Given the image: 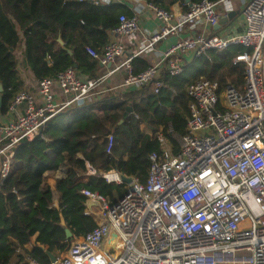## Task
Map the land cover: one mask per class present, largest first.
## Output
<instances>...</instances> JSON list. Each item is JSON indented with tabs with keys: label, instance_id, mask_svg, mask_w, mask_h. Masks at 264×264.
<instances>
[{
	"label": "built area",
	"instance_id": "2783aa9c",
	"mask_svg": "<svg viewBox=\"0 0 264 264\" xmlns=\"http://www.w3.org/2000/svg\"><path fill=\"white\" fill-rule=\"evenodd\" d=\"M229 3L201 0L179 14L147 4L161 25L120 64L126 72L123 85L140 89L153 83L157 94L165 87L160 80L163 71L177 77L187 62L234 47L246 49L234 59L235 64L245 65L244 84L240 89L231 84L220 89L218 83L205 79L190 84L186 90L189 116L178 153L160 130L151 135L161 152L151 154L145 184L134 178L125 184L119 172L110 170L101 176L107 183L126 185L122 198L112 203L81 190L86 199L84 214L93 218L96 227L85 235H73L62 257L51 264H264V0L244 2L240 33L196 32L202 25L213 28L227 17ZM219 6L226 12L222 16ZM185 30L186 36L171 44L160 61L133 74L134 58ZM138 32L137 18L121 15L111 32L116 39L101 52L91 48L86 52L103 66L111 64L126 54ZM112 72L89 79L68 68L55 79H42V105L22 91L14 104L25 101L24 113L0 128V181L9 175L22 140L37 136L63 109L100 96ZM54 85L67 100L57 102ZM106 140L110 154L113 135ZM29 264L39 263L29 259Z\"/></svg>",
	"mask_w": 264,
	"mask_h": 264
},
{
	"label": "trees",
	"instance_id": "16d2710c",
	"mask_svg": "<svg viewBox=\"0 0 264 264\" xmlns=\"http://www.w3.org/2000/svg\"><path fill=\"white\" fill-rule=\"evenodd\" d=\"M143 1L170 11L183 0ZM199 1L190 0V3ZM188 9V5L183 6V12ZM121 15L133 17L120 4L0 0V85L3 87L0 113L5 114L23 91L14 55L21 42H24L25 66L39 81L55 79L68 68L75 69L83 78L96 79L100 64L89 56L86 48L101 52ZM58 39L63 46H59ZM244 51L242 47H234L222 54L208 52L187 62L177 77L163 71L160 80L165 87L157 94L151 83L65 108L51 117L37 136L22 140L15 149L9 175L0 181V264H29V259L51 264L48 253L57 257L70 243L65 228L75 236L92 231L96 223L84 214L86 199L80 191L97 193L112 203L124 196L126 185L107 183L99 173L101 168L104 172L116 170L145 184L150 156L161 152L151 135L162 130L174 153H178L189 116L187 87L205 79L218 83L220 89L229 84L240 89L245 65L235 64L234 59ZM148 67L140 58L132 61L134 75ZM128 106L132 113L123 119ZM143 127L150 133H144ZM109 134L113 135L114 144L107 154ZM88 166L96 174L83 180L81 175ZM60 168L65 169V175L55 184L56 208L45 174ZM34 236V246L26 249Z\"/></svg>",
	"mask_w": 264,
	"mask_h": 264
},
{
	"label": "crops",
	"instance_id": "0c3cea01",
	"mask_svg": "<svg viewBox=\"0 0 264 264\" xmlns=\"http://www.w3.org/2000/svg\"><path fill=\"white\" fill-rule=\"evenodd\" d=\"M94 1L96 4L95 5H105V6H111V5H116L120 4L122 6H125L129 11L133 13V16H135L138 20L139 24V32L136 37V41L133 42L131 46L128 47L127 52L125 55L121 56L118 58L115 62L111 64H107L105 66L99 65L98 69V77L105 76L107 73L112 72L110 76H108L105 81L103 82L101 86V91L103 92L100 96L95 95L93 100L98 99L99 97H103L105 95L109 94H119L131 89H135L133 87H128L123 85L124 80L126 78V72L125 70L120 67V64L129 56H131L133 53H135L138 50L139 45L141 44L142 41H144L148 35H150L152 32L157 30L161 23L160 21L156 18L155 14L150 11L147 8V3L143 0H91ZM218 1V0H217ZM246 0H230V6H231V11L227 12V15L230 13H234V17L228 21L227 24L222 25L220 28L215 29L207 27V26H200L196 32L198 33H204L207 35H213V34H236L240 33L243 30L242 26V10L244 8V2ZM187 5L183 1L182 2H177L175 3L170 10L172 12H175L176 14L182 13L183 12V6ZM218 13L222 16L224 13H226L223 10L222 6L218 7ZM223 18V17H221ZM188 33L187 30L180 32L177 36H171L167 37L161 41H159L153 50L149 53H140L136 58L133 60L140 58L141 60H144V62L151 66L157 63L162 59V55L164 51L173 43L177 42L180 38L186 36ZM20 34V33H19ZM116 36L112 35L110 33L109 35V41L110 40H115ZM61 41L60 39L57 40V43L59 46H63L59 42ZM14 55L16 58V69L18 71V74L23 82V88L22 90L24 92H27L30 94L33 98L34 101L37 105H42L43 104V98L39 93V80L35 77L33 72L25 66L24 63V42H21V45L17 50L14 51ZM186 61L190 60L189 57H184ZM132 60V61H133ZM52 95L53 97L57 100V102H62L68 99L66 95H64L60 88L57 85H54L52 88ZM27 107V103L25 101L19 103V104H14L5 114L0 113V128L3 126H6L7 124L15 121L20 115H22ZM144 133H150L148 129L142 128ZM2 137V131L0 129V138ZM100 174L104 173V168L100 169ZM96 174V171L88 166L87 170L85 173L81 175V178L83 180L88 179L90 176ZM65 175V169L60 168L56 172H48L45 174L46 178V184L50 188L52 192V197H53V206L58 207V201L55 193V184L58 179L63 177ZM34 240L35 236L31 238L30 243L26 244L25 248L28 250H31V248L34 246ZM64 254V251L59 252L56 259H59L62 257Z\"/></svg>",
	"mask_w": 264,
	"mask_h": 264
},
{
	"label": "water",
	"instance_id": "95a60500",
	"mask_svg": "<svg viewBox=\"0 0 264 264\" xmlns=\"http://www.w3.org/2000/svg\"><path fill=\"white\" fill-rule=\"evenodd\" d=\"M183 2L185 4H187L188 6H191L190 0H183ZM233 17H234V13H230L227 15V17L221 18L219 20L218 24L214 26V28L217 29V28H220L222 25L227 24L228 21L231 20ZM59 42L62 44L61 41H59ZM68 53L71 54L70 52H68ZM2 92H3V87L0 85V106H1V100H2ZM131 113H132V108L130 106L126 107L124 114H123V119H125ZM120 178H121L122 182L125 184H130L132 182V179L130 177L121 175ZM65 234H66L67 240L72 239L73 234L71 233V231L68 228H65ZM48 255L50 257L51 263L56 262V258L52 254L48 253Z\"/></svg>",
	"mask_w": 264,
	"mask_h": 264
}]
</instances>
